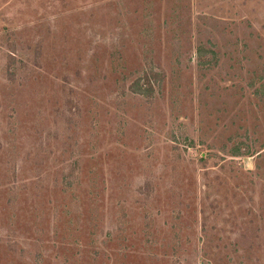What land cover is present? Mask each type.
I'll use <instances>...</instances> for the list:
<instances>
[{
	"label": "rangeland",
	"instance_id": "obj_1",
	"mask_svg": "<svg viewBox=\"0 0 264 264\" xmlns=\"http://www.w3.org/2000/svg\"><path fill=\"white\" fill-rule=\"evenodd\" d=\"M0 264H264V0H0Z\"/></svg>",
	"mask_w": 264,
	"mask_h": 264
}]
</instances>
